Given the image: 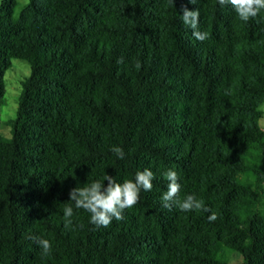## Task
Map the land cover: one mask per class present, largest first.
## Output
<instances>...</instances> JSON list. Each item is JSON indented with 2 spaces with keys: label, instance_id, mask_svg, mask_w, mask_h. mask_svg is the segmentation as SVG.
<instances>
[{
  "label": "trees",
  "instance_id": "trees-1",
  "mask_svg": "<svg viewBox=\"0 0 264 264\" xmlns=\"http://www.w3.org/2000/svg\"><path fill=\"white\" fill-rule=\"evenodd\" d=\"M18 6H0V100L13 60L31 68L11 135L0 134V264H264V12L245 23L218 0ZM185 6L207 40L183 24ZM144 169L152 190L107 228L70 200L77 186ZM169 169L180 199L211 212L162 207Z\"/></svg>",
  "mask_w": 264,
  "mask_h": 264
},
{
  "label": "clouds",
  "instance_id": "clouds-1",
  "mask_svg": "<svg viewBox=\"0 0 264 264\" xmlns=\"http://www.w3.org/2000/svg\"><path fill=\"white\" fill-rule=\"evenodd\" d=\"M171 2L174 3V0H171ZM189 2L195 5L198 0H189ZM218 3L221 7L230 6L235 10L239 20L245 23L258 18L264 12V0H218ZM182 12L181 20L186 27L192 29L193 37L201 42L207 40L209 38L208 33L199 30V9L193 11L185 6ZM118 62L123 63V58ZM135 68L139 70L141 64L136 62ZM111 151L120 160L126 157L121 147L113 146ZM163 176L168 181V185L167 191L161 197L162 207L169 211L175 206L182 212L199 210L211 212V209L205 208L204 202L198 200L195 195H187L183 200L180 199V177L175 170L169 169L163 173ZM154 179V173L150 169L138 171L134 180H125L123 183H119L114 177L107 175L103 183L96 181L85 184L83 187L77 186L71 189L69 197L74 202L76 209H83L90 214L89 222L91 224L97 228H107L113 220L123 221L125 219L124 212L133 208L139 202L141 190H152ZM105 181H107V186H105ZM73 215V207H65L64 223L66 228L73 225ZM217 218L215 212H212L208 217L209 222H214ZM79 226L83 227V225ZM31 239L38 244L43 257L50 255L52 244L48 239L38 236L31 237Z\"/></svg>",
  "mask_w": 264,
  "mask_h": 264
},
{
  "label": "rangeland",
  "instance_id": "rangeland-1",
  "mask_svg": "<svg viewBox=\"0 0 264 264\" xmlns=\"http://www.w3.org/2000/svg\"><path fill=\"white\" fill-rule=\"evenodd\" d=\"M4 0H0V6ZM19 6L29 2V0H17ZM31 68L28 64L13 60L12 67L5 74V94L0 100V134L9 137L11 135V127L9 122L16 117L19 95L22 89V82L30 75ZM264 110V105H263ZM260 125L264 128V116L260 121ZM264 207V201L262 203ZM236 264H242V257L239 254L233 256Z\"/></svg>",
  "mask_w": 264,
  "mask_h": 264
}]
</instances>
